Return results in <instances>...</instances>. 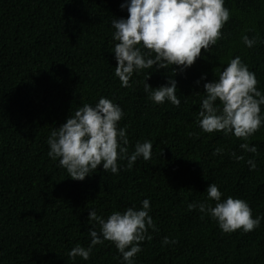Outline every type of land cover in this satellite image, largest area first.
I'll use <instances>...</instances> for the list:
<instances>
[{"label": "trees", "instance_id": "obj_1", "mask_svg": "<svg viewBox=\"0 0 264 264\" xmlns=\"http://www.w3.org/2000/svg\"><path fill=\"white\" fill-rule=\"evenodd\" d=\"M124 2L0 0V264H122L107 240L88 260L67 253L77 244L88 247L92 209L107 218L133 205L139 209L144 199L156 230L149 229L152 239L141 243L135 264H264V220L252 231L225 233L210 215L188 208L193 202L214 206L206 192L214 182L222 199H243L253 217H264V127L250 137L257 148L251 153L232 134L203 132L197 120L204 84L230 58L248 65L264 93V0H225L230 19L216 45L202 49L182 72L173 66L175 75L172 66L134 73L130 87L114 75L112 52L111 21L127 18ZM243 35H258L257 43L246 47ZM150 71L153 88L170 77L177 81L179 107L148 99L143 85ZM101 96L125 113L119 126H127L129 153L147 139L152 156L131 169L118 161V174L101 164L83 181L73 180L47 155V139L78 107ZM217 147L224 152L213 155ZM165 237L177 243L164 245Z\"/></svg>", "mask_w": 264, "mask_h": 264}, {"label": "clouds", "instance_id": "obj_2", "mask_svg": "<svg viewBox=\"0 0 264 264\" xmlns=\"http://www.w3.org/2000/svg\"><path fill=\"white\" fill-rule=\"evenodd\" d=\"M224 5L225 0H125L120 7L127 9V18L111 21L115 30L113 41H116L112 51L117 61L114 75L119 78L121 87H130L134 73L139 75L141 70L156 71L172 66L171 72L175 75L177 69L173 66H178L181 72L192 66L202 49L209 51L222 38L221 29L230 19V10ZM241 40L252 48L258 35L251 38L243 35ZM214 71L216 79L204 84L198 126L206 133L232 134L244 141L240 149L256 153L257 148L250 145L249 140L264 127V93L257 88L256 74L239 56L230 58L218 73ZM150 75L151 71L146 73L143 85L148 99L155 104L167 101L179 107L177 81L170 77L167 84L153 88L147 83ZM124 115L119 104L104 96L95 104L84 103L64 124L51 131L47 155L58 160L68 176L77 181H83L101 164L105 172L118 174V161L126 160L127 168L131 169L139 158L150 160L153 145L147 139L137 141L129 153L127 126H119ZM223 152V148L217 147L213 155ZM231 156L237 161L244 159L235 152ZM248 163L250 168H255L253 161ZM206 192L208 200L215 201L214 206L193 202L188 208L210 215L225 233L238 229L249 232L264 220L259 215L253 217L247 201L232 196L222 199L223 194L214 182L207 186ZM150 210L148 199L141 201L139 209L133 205L123 212L113 211L107 218L92 209L88 219L95 223H90L93 228L88 231L91 237L88 247L77 244L67 255L88 260L93 247L107 240L115 245L122 264H135L134 258L142 251L141 243L152 239L149 229L156 230ZM162 243L170 245L177 240L165 237Z\"/></svg>", "mask_w": 264, "mask_h": 264}]
</instances>
